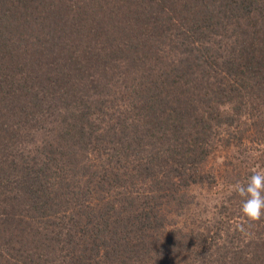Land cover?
I'll list each match as a JSON object with an SVG mask.
<instances>
[{
  "label": "trees",
  "instance_id": "16d2710c",
  "mask_svg": "<svg viewBox=\"0 0 264 264\" xmlns=\"http://www.w3.org/2000/svg\"><path fill=\"white\" fill-rule=\"evenodd\" d=\"M242 112L264 146V0H0V264H264L236 180L168 219Z\"/></svg>",
  "mask_w": 264,
  "mask_h": 264
},
{
  "label": "rangeland",
  "instance_id": "374dc122",
  "mask_svg": "<svg viewBox=\"0 0 264 264\" xmlns=\"http://www.w3.org/2000/svg\"><path fill=\"white\" fill-rule=\"evenodd\" d=\"M223 109L227 110L228 108L226 106ZM242 113L243 115L239 121L235 122L232 127L223 130L217 136V139H214L209 157L203 164L204 171L218 176L220 182V184L218 182V188L210 185H194L187 189L184 200L186 204L183 208L177 210V212L170 211V214L168 213L169 222L172 224L170 229H174L173 227L186 229L193 226L197 221H202L205 224L208 220L222 218L223 214L227 213L222 204L230 203L228 200L229 194L223 187L225 185L229 186L235 180L242 183L246 182L254 170L264 169V146L255 144V135L252 133L256 129L253 127L256 121L252 118L255 114ZM243 129L246 132L240 144L238 136ZM236 143H238V146H235ZM238 204V207L241 208L242 201L239 200ZM231 210L230 213L233 214L241 212L240 209ZM230 213L227 215H230ZM235 217L230 219L233 220V223H239L240 220L234 219Z\"/></svg>",
  "mask_w": 264,
  "mask_h": 264
},
{
  "label": "clouds",
  "instance_id": "9594fccd",
  "mask_svg": "<svg viewBox=\"0 0 264 264\" xmlns=\"http://www.w3.org/2000/svg\"><path fill=\"white\" fill-rule=\"evenodd\" d=\"M231 189L241 198V212L248 221L264 217V169L254 170L246 182H237Z\"/></svg>",
  "mask_w": 264,
  "mask_h": 264
}]
</instances>
